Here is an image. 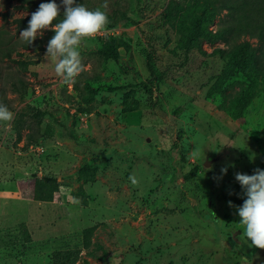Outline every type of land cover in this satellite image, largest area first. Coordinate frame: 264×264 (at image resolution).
I'll return each instance as SVG.
<instances>
[{"label": "rangeland", "instance_id": "rangeland-1", "mask_svg": "<svg viewBox=\"0 0 264 264\" xmlns=\"http://www.w3.org/2000/svg\"><path fill=\"white\" fill-rule=\"evenodd\" d=\"M47 2L0 0V100L14 113L0 121V264H264L235 180L264 170V42L235 29L224 43L217 2L75 0L112 18L65 83L45 55L51 26L35 51L16 31Z\"/></svg>", "mask_w": 264, "mask_h": 264}, {"label": "clouds", "instance_id": "clouds-1", "mask_svg": "<svg viewBox=\"0 0 264 264\" xmlns=\"http://www.w3.org/2000/svg\"><path fill=\"white\" fill-rule=\"evenodd\" d=\"M63 7V19L53 24L60 16ZM102 7L107 8V3ZM109 23L106 11L89 10L75 0H56L40 3L37 10L31 13L26 29L21 30L19 37L28 45H32L42 30L49 29L54 35L47 43L46 57L56 60L55 72L65 83H75L76 77L83 71L79 46L84 37L99 33ZM14 117L7 105L0 103V121L10 122ZM226 173L227 169H222ZM135 186L139 183L134 175L128 178ZM235 180L244 190L243 204L238 206L239 223L244 228V236L255 248L264 249V170L256 168L252 175L236 173ZM71 191L70 189L68 190ZM78 202L75 197H70ZM229 206L233 205L229 202ZM214 215V214H213Z\"/></svg>", "mask_w": 264, "mask_h": 264}, {"label": "trees", "instance_id": "trees-1", "mask_svg": "<svg viewBox=\"0 0 264 264\" xmlns=\"http://www.w3.org/2000/svg\"><path fill=\"white\" fill-rule=\"evenodd\" d=\"M23 1V0H22ZM207 1L211 5H213L215 2L219 3L221 10H227V15L230 20V23L227 24L225 27L222 28V35L224 37V43H229V41L226 39V35L231 34L234 32L235 29H238L243 36H248L250 39H256L257 42L261 43L264 42V24H263V15L261 14L262 9L264 8V0H247L244 5L233 3V4H225L226 2L224 0H203ZM243 4V3H242ZM108 20L112 18V16H108ZM28 20L27 18H19L15 20L16 23V31L20 32L21 30H24L28 26ZM236 25V26H235ZM23 49L27 50H37L38 46L35 42H33L32 45H28L27 43L23 44L21 46ZM239 47L249 48L251 47L249 42H243L240 44ZM215 52H222L220 49H216ZM260 54H263V50L260 49ZM105 58L116 60L117 54H115L112 50L105 48L101 52ZM247 57L244 58L246 60ZM151 59H147V68L151 74H153V68L150 64ZM12 62L16 63L17 65L21 67L26 66V62L23 60L16 61L12 60ZM252 68L255 71L257 75L264 76V62H259L256 64H252ZM1 103V100H0ZM43 115V112H37V117H41ZM36 184V192L35 195L38 197L39 192L37 189L41 187L40 182H35ZM47 193H45L46 195ZM40 201L50 202V198L44 197L40 198ZM243 204V203H242ZM241 204V205H242ZM240 205V206H241Z\"/></svg>", "mask_w": 264, "mask_h": 264}, {"label": "water", "instance_id": "water-1", "mask_svg": "<svg viewBox=\"0 0 264 264\" xmlns=\"http://www.w3.org/2000/svg\"><path fill=\"white\" fill-rule=\"evenodd\" d=\"M206 166H208V164H205Z\"/></svg>", "mask_w": 264, "mask_h": 264}]
</instances>
